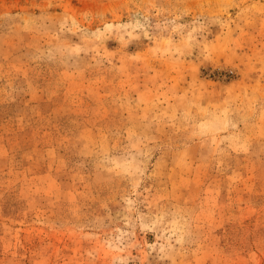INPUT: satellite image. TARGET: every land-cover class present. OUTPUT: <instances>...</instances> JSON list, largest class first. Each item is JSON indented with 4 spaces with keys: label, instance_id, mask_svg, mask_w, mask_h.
<instances>
[{
    "label": "rangeland",
    "instance_id": "1",
    "mask_svg": "<svg viewBox=\"0 0 264 264\" xmlns=\"http://www.w3.org/2000/svg\"><path fill=\"white\" fill-rule=\"evenodd\" d=\"M0 264H264V0H0Z\"/></svg>",
    "mask_w": 264,
    "mask_h": 264
}]
</instances>
